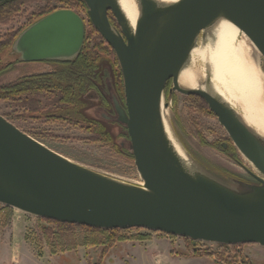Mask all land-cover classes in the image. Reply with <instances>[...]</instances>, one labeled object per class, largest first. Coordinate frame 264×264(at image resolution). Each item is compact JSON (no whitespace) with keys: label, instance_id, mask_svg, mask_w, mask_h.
Masks as SVG:
<instances>
[{"label":"water","instance_id":"obj_1","mask_svg":"<svg viewBox=\"0 0 264 264\" xmlns=\"http://www.w3.org/2000/svg\"><path fill=\"white\" fill-rule=\"evenodd\" d=\"M81 1L89 22L113 50L123 79L124 102L111 90L107 99L113 114L100 110V116L126 128L128 138L120 143L132 154L143 183L79 165L0 115V204L40 219L100 229L142 228L221 245L264 246V140L218 96L178 84L199 36L219 18L244 32L264 57V0H138L133 32L117 0ZM84 38L82 17L58 8L24 28L10 56L18 62L72 60ZM168 81L169 91L205 100L261 176L247 170L255 179L251 182L218 174L229 185L183 165L162 121Z\"/></svg>","mask_w":264,"mask_h":264},{"label":"rangeland","instance_id":"obj_2","mask_svg":"<svg viewBox=\"0 0 264 264\" xmlns=\"http://www.w3.org/2000/svg\"><path fill=\"white\" fill-rule=\"evenodd\" d=\"M64 7L65 4L57 0H24L20 4L19 11L13 17L0 22V39L5 34L13 33L24 27L42 12ZM74 11L85 22L87 34L89 33L87 44L92 46L93 43L101 42L99 35L89 32L86 7H75ZM200 39L201 35L197 42ZM259 52H256L257 60L264 70V57ZM107 55L101 61H113L114 55L111 50L107 51ZM3 60L14 63L8 71L0 74V85L14 82L25 76L49 73L53 70V65L48 62H18L15 56L8 54L4 55ZM104 67L105 70L110 68L109 64L105 63ZM61 98L60 92L53 93L45 89L32 90L16 101H0V115L48 148L79 165L131 184L143 183L134 164V159L128 153L124 154L115 150L108 137L93 134L87 131L85 127L70 120L54 119L47 116L49 114L64 115L67 113L65 109H62ZM123 100L122 102H124ZM163 100L164 103L170 102L168 122L172 134L194 170L229 185L231 184L218 175L216 168L229 171L251 182H254L255 179L247 170L261 176L253 164L235 147L232 156L219 148L218 143L229 139V136L219 124L216 116L197 113L192 108V98L175 90L169 91L166 87L163 92ZM91 103L92 105L96 104L95 102ZM86 113L90 117L96 116L102 120L99 111L87 110ZM29 114L31 115L29 116ZM71 114L78 115L75 112H71ZM103 125L105 127L99 130L108 131L110 137L116 142H119L118 139L122 137V139H127L128 134L125 127L105 122ZM120 134L123 136H119ZM213 142L216 143L215 146L212 145ZM2 206L0 204V209ZM46 226L51 227L52 231L56 232L53 224H47L40 218L18 209L12 208L9 214L4 211L1 212L0 264H93L97 262L102 246H82L80 243L84 233L79 229L76 230L77 241L79 242L77 248L66 251L57 248L58 251L52 253L42 232V228ZM122 233L129 237L137 234L148 235V237L143 241L136 239L120 241L124 243L109 249L110 252H107L102 264H216L212 259L206 257L186 258L172 255L174 256L172 259L170 257L171 251L185 252V241L180 236L142 228L124 229ZM21 239L23 243H16ZM130 240L134 242H125ZM190 241L193 247L206 248L213 252H218L220 248L231 251V245ZM134 243L140 244L135 245ZM238 247L248 262L264 264V246L256 243H244ZM145 255L147 258H143Z\"/></svg>","mask_w":264,"mask_h":264},{"label":"trees","instance_id":"obj_3","mask_svg":"<svg viewBox=\"0 0 264 264\" xmlns=\"http://www.w3.org/2000/svg\"><path fill=\"white\" fill-rule=\"evenodd\" d=\"M23 1L24 0H10L0 3V22L13 17L14 14L19 11L20 4ZM57 1L64 3V8H68L73 11L75 7H85L84 3L81 0ZM56 9L57 8L48 9L42 12L24 27L13 33H7L0 39V74L8 71L14 63L10 61H4L3 57L5 54L10 55L12 43L18 36V34L37 19ZM88 26L90 34L99 35L90 22L88 23ZM88 34L85 26L84 42L80 52L74 59L67 61H45L53 65V70L51 72L25 76L14 82L0 85V101H16L23 95H26L27 92H31L32 90L37 91L45 89L53 93L60 92L62 96V109H65L67 113H65L64 115L49 114L47 116H50V118L54 119L63 118L66 120H70L75 124H79L80 126L85 127L87 131L93 134L106 136L108 137L109 142L112 144L115 150L124 154L128 153L132 157V154L127 150V148L122 146L120 143L121 140H123V137L118 139L119 142H116L113 138L110 137V133L106 129L105 130L107 132L102 129L99 130L100 128L105 127L103 125L104 122L122 126L120 123L116 121H106L103 119L101 120L96 116H92V118L87 115L88 112L86 113L87 110H104L107 114H110L104 107H106L107 105L106 102L108 93H110L111 90L121 101L123 100L124 96L123 79L118 61L113 50L100 35L99 36L101 37V42L93 43L92 46L87 44ZM108 50H111L114 55L113 61H101L104 56H108ZM104 63L107 65L109 64V71L105 70ZM189 97L193 100L192 108L194 109V111L200 114L215 116L211 112L203 98L198 95H189ZM103 98L106 100L104 103H102ZM91 102H95L96 104L92 105ZM108 104L111 106L110 102ZM70 111L75 112V114L77 113L78 115H73ZM30 115L31 114H29V116ZM202 142L204 143L203 140ZM218 144L219 148H221L220 142ZM212 145L215 146L216 143L213 142ZM234 149L235 148L232 145L229 152H224L232 156ZM216 171L223 174V176L225 177L238 178L235 174L230 173L229 171L222 170L220 168H216ZM11 210L12 208L8 206H2V208L0 209V213L4 211L9 214ZM41 220H43L47 224H53V227H55L56 232L52 231L51 227L46 226L42 228L45 242L52 253H56L58 251L57 248L62 249V251L77 248V246L79 245L76 236L77 229L81 230L84 233V237L82 238L80 243L82 246H102L99 258L97 262L93 264H102L109 249L112 248L117 242L129 239L144 240L148 237V235L138 234L133 237L125 236L122 233L124 229L119 228L100 229L48 219ZM183 240L185 241V252L177 253L175 251H171V255H177L181 257L183 256L186 258L206 257L212 259L216 264H253L245 260L242 253L239 251L240 248L238 246L241 244L231 245V251L220 248L218 252H213L206 248L193 247L190 244V239L188 238H183Z\"/></svg>","mask_w":264,"mask_h":264},{"label":"bare ground","instance_id":"obj_4","mask_svg":"<svg viewBox=\"0 0 264 264\" xmlns=\"http://www.w3.org/2000/svg\"><path fill=\"white\" fill-rule=\"evenodd\" d=\"M177 1L156 0L159 4ZM117 2L133 32L140 14L139 1ZM257 51L244 32L230 21L219 18L204 29L202 38L191 50L187 62L180 70L178 84L183 88L202 89L218 96L249 129L264 140V72L257 60ZM163 104L164 100L161 114L170 145L183 165L193 170L172 134L168 122L169 104L167 107Z\"/></svg>","mask_w":264,"mask_h":264},{"label":"flooded vegetation","instance_id":"obj_5","mask_svg":"<svg viewBox=\"0 0 264 264\" xmlns=\"http://www.w3.org/2000/svg\"><path fill=\"white\" fill-rule=\"evenodd\" d=\"M108 13V17H109V20H110V22L112 23V25H114V26H116V23H114L115 22V20H114V18H113V15H112V13L110 12V11H108L107 12ZM85 23V22H84ZM117 27V26H116ZM171 84V81H168L167 82V84H166V88L167 89H169L170 87H169V85ZM109 94L110 93H108V96H109ZM106 100L103 98V102L102 103H104ZM107 105H106V107H104L106 110H107V112L108 113H110L109 115H112L113 114V111H112V107L108 104L109 103V101H108V99H107ZM122 104V103H121ZM109 105V106H108ZM120 127V126H119ZM122 134H120V136H121ZM220 145H221V150L222 151H226V152H229L230 151V148H231V146L233 145L232 144V142H231V140L230 139H225V140H223V141H221L220 142ZM232 154V153H231ZM219 174H221V173H219ZM221 175H223V174H221ZM237 176V175H236ZM238 178H240V179H243V180H247V179H245V178H241V177H239V176H237ZM248 181V180H247Z\"/></svg>","mask_w":264,"mask_h":264},{"label":"crops","instance_id":"obj_6","mask_svg":"<svg viewBox=\"0 0 264 264\" xmlns=\"http://www.w3.org/2000/svg\"><path fill=\"white\" fill-rule=\"evenodd\" d=\"M142 241H143V240H142ZM21 242L23 243V240H22V239L16 241V243H21ZM125 242L127 243V242H134V241H131V240H130V241H125ZM135 242H139V241H135ZM123 243H124V242H118V243H116L115 245H117V244H123ZM128 244L131 245L132 243H128ZM134 244H135V245H138V244H140V243H134ZM115 245H114L112 248H114ZM112 248H110V250H111ZM110 250H109V252H110ZM109 252H108V253H109ZM170 257L173 259L174 256L170 255ZM143 258H147V256L145 255V256H143ZM171 258H170V259H171Z\"/></svg>","mask_w":264,"mask_h":264},{"label":"built area","instance_id":"obj_7","mask_svg":"<svg viewBox=\"0 0 264 264\" xmlns=\"http://www.w3.org/2000/svg\"><path fill=\"white\" fill-rule=\"evenodd\" d=\"M168 104H170V102Z\"/></svg>","mask_w":264,"mask_h":264}]
</instances>
